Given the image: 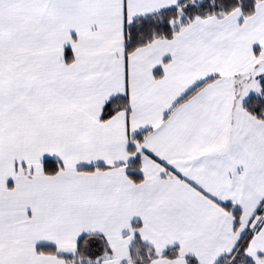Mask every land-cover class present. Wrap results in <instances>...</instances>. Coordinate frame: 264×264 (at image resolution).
I'll list each match as a JSON object with an SVG mask.
<instances>
[{
	"label": "snow or ice",
	"instance_id": "6c2138e0",
	"mask_svg": "<svg viewBox=\"0 0 264 264\" xmlns=\"http://www.w3.org/2000/svg\"><path fill=\"white\" fill-rule=\"evenodd\" d=\"M0 264H264V0H0Z\"/></svg>",
	"mask_w": 264,
	"mask_h": 264
}]
</instances>
